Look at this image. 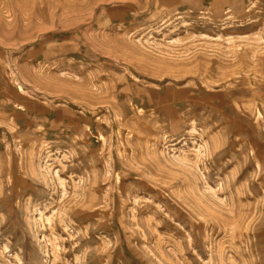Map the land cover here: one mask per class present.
<instances>
[{
    "label": "rangeland",
    "instance_id": "obj_1",
    "mask_svg": "<svg viewBox=\"0 0 264 264\" xmlns=\"http://www.w3.org/2000/svg\"><path fill=\"white\" fill-rule=\"evenodd\" d=\"M0 264H264V0H0Z\"/></svg>",
    "mask_w": 264,
    "mask_h": 264
},
{
    "label": "bare ground",
    "instance_id": "obj_2",
    "mask_svg": "<svg viewBox=\"0 0 264 264\" xmlns=\"http://www.w3.org/2000/svg\"><path fill=\"white\" fill-rule=\"evenodd\" d=\"M258 113V112H257Z\"/></svg>",
    "mask_w": 264,
    "mask_h": 264
}]
</instances>
